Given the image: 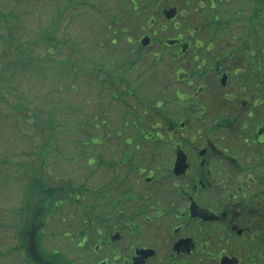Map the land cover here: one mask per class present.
Returning <instances> with one entry per match:
<instances>
[{
    "label": "rangeland",
    "instance_id": "1",
    "mask_svg": "<svg viewBox=\"0 0 264 264\" xmlns=\"http://www.w3.org/2000/svg\"><path fill=\"white\" fill-rule=\"evenodd\" d=\"M134 1L0 0V264H25L16 235L30 178L40 174L54 188L73 187L69 198L61 197L63 205L44 217L40 233L64 240L67 257L75 260L73 238L61 236L90 233L82 209L110 181L119 142L143 138L131 120L140 119L149 138L158 133L165 139L166 123L187 117L177 93L193 94L205 78L196 74L192 51L173 60L179 51L165 40L201 37L205 43L215 14L217 27L228 29L227 49L245 35L251 44L264 40V10L255 28L248 26L252 0H222L213 9L203 0L196 18L191 12L199 0ZM170 6L177 8L173 19L162 15ZM196 25L210 30L192 36ZM143 35L150 44L136 48ZM235 80L221 91L235 95ZM212 98L206 99L207 110ZM80 188L84 198L75 201Z\"/></svg>",
    "mask_w": 264,
    "mask_h": 264
},
{
    "label": "flooded vegetation",
    "instance_id": "2",
    "mask_svg": "<svg viewBox=\"0 0 264 264\" xmlns=\"http://www.w3.org/2000/svg\"><path fill=\"white\" fill-rule=\"evenodd\" d=\"M214 5L211 0V9ZM199 8L195 5L192 17H198ZM209 30L196 25L189 34ZM211 30L205 43L198 37L186 42L185 50L181 38L165 43L179 51L173 60L192 51L196 74L205 78L207 87L177 93L187 117L167 122L165 139L158 133L149 138L141 120H131L143 138L119 142L110 181L82 209L81 222L90 233L61 236L73 238L75 260L67 257L64 240L52 241L40 233L46 216L63 205L61 197H70L59 193L45 204L43 219L37 211L41 221L28 235H16L22 263L264 264V55L257 53L264 47L255 50L258 43L251 44L245 35L238 46L227 49L228 29ZM139 44L136 48L146 47ZM232 76L235 95L221 91ZM210 97L213 104L207 110ZM195 112L196 122L191 119ZM178 158L184 170L176 173ZM79 192L75 201L84 198L82 188ZM64 218H59L61 224L67 223Z\"/></svg>",
    "mask_w": 264,
    "mask_h": 264
},
{
    "label": "trees",
    "instance_id": "3",
    "mask_svg": "<svg viewBox=\"0 0 264 264\" xmlns=\"http://www.w3.org/2000/svg\"><path fill=\"white\" fill-rule=\"evenodd\" d=\"M208 1H209L208 3L211 4V0H208ZM252 1H254V5H252V10H251L252 15L249 18L248 26L255 28V25L257 24L256 20H258L260 13L264 10V0H252ZM213 2L214 4H216V2H221V1L213 0ZM135 3L139 4L138 1H136ZM199 6H201V8L204 6L203 0L198 1L197 7ZM115 19H118V18L115 17ZM212 19H213L212 22H208L207 24L211 23L215 27L221 25V23L219 22L217 24L214 23L218 21V20H215L214 15ZM110 22H113V21L110 20ZM120 26H123V25H120ZM106 27H107L106 30L107 29L109 30L110 29L109 27H111V23L109 24L107 23ZM249 35L251 36L252 34H249ZM109 38L110 37L106 38V41ZM256 42L258 43L262 42L261 44H264V40L262 41L258 39L256 40ZM7 66L9 70L11 65H7ZM30 179H31L30 183L26 186V189L24 192L22 208L21 210H19L20 216H21V220H20L21 222L18 228L19 229L18 232L22 233V235H28L32 227L35 226L41 219L38 217V213H37L38 210L42 211V219H43V215H44L43 208L45 207V204L53 203L54 199H57L58 197L57 194L65 193V195H68L73 189L71 188L70 185H65V187L64 186L59 187V188L52 187L51 189H46L44 178L40 174L35 175L33 178H30Z\"/></svg>",
    "mask_w": 264,
    "mask_h": 264
},
{
    "label": "water",
    "instance_id": "4",
    "mask_svg": "<svg viewBox=\"0 0 264 264\" xmlns=\"http://www.w3.org/2000/svg\"><path fill=\"white\" fill-rule=\"evenodd\" d=\"M162 13H163L162 15H164L167 19H172V18L175 17V14L177 13V8L174 7V6L173 7L170 6V8H168V9H163ZM149 41H150L149 37L143 36L141 38V40H140V44L142 46H146L149 43ZM173 42H174L173 40H166V44H171ZM186 47H187L186 43L181 45V49L182 50H185ZM223 81H224V79H222V82ZM182 162H183L182 159L178 158V160L176 161V164L174 166V171L173 172L178 173V172H182V170H184V165H182Z\"/></svg>",
    "mask_w": 264,
    "mask_h": 264
}]
</instances>
